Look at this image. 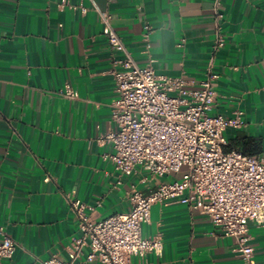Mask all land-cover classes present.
<instances>
[{
  "label": "crops",
  "instance_id": "obj_1",
  "mask_svg": "<svg viewBox=\"0 0 264 264\" xmlns=\"http://www.w3.org/2000/svg\"><path fill=\"white\" fill-rule=\"evenodd\" d=\"M98 11L110 13L138 65L180 76L188 89L214 75L210 113L241 112V126L224 131L225 148L264 156V0H0V227L17 244L0 264H43L50 254L67 263L79 235L68 200L100 221L128 210L132 186L146 193L177 176L151 177L138 166L120 175L108 158L101 138L115 128L109 70L120 53L109 48ZM216 31L223 44L213 52ZM66 83L75 98L59 94ZM141 233L158 235L162 249L131 264H245L233 238L174 200L153 204ZM247 236L255 264H264V225L249 222Z\"/></svg>",
  "mask_w": 264,
  "mask_h": 264
},
{
  "label": "built area",
  "instance_id": "obj_2",
  "mask_svg": "<svg viewBox=\"0 0 264 264\" xmlns=\"http://www.w3.org/2000/svg\"><path fill=\"white\" fill-rule=\"evenodd\" d=\"M75 8L86 12L83 6ZM98 16L109 48L120 53L109 70L114 82L111 121L115 128L101 138L111 145L108 158L120 175L138 166L151 177L177 176L146 193L132 186L128 210L100 221L88 218L86 210L91 207L84 202L68 200L79 230L67 248L69 262L50 254L43 264H72L81 258L131 264L133 255L159 254L160 237H144L141 228L149 221L150 207L168 200L207 216L224 236L235 240V251L243 262L255 264L247 232L249 222L264 225V156L225 148L224 131L241 126V112L232 116L210 113L215 93L214 75L209 72L198 88L188 89L180 76L156 74L149 64L138 65L112 27L110 13L98 11ZM215 16H222L217 8ZM222 44L216 31L213 52ZM212 64L213 56L208 59V71ZM59 94L77 96L67 83ZM16 245L0 227V261L10 259Z\"/></svg>",
  "mask_w": 264,
  "mask_h": 264
}]
</instances>
